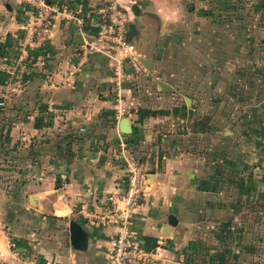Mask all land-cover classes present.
<instances>
[{"label": "crops", "instance_id": "obj_1", "mask_svg": "<svg viewBox=\"0 0 264 264\" xmlns=\"http://www.w3.org/2000/svg\"><path fill=\"white\" fill-rule=\"evenodd\" d=\"M103 1L60 4L92 35ZM117 1L147 70L125 65L119 102L113 59H81L73 19L57 15L50 38L30 37L33 11L0 0V71L19 56L18 109L35 121L25 136L42 140L46 160L42 177L16 190L0 179V264H112L118 222L107 198L128 172L120 138L147 175L131 224L150 264H248V240L236 234L248 233L237 218L249 201L264 200V97L248 98V88L264 91V0Z\"/></svg>", "mask_w": 264, "mask_h": 264}, {"label": "built area", "instance_id": "obj_2", "mask_svg": "<svg viewBox=\"0 0 264 264\" xmlns=\"http://www.w3.org/2000/svg\"><path fill=\"white\" fill-rule=\"evenodd\" d=\"M33 11V20L29 25L30 37L38 35L48 39L51 36L52 20L60 15L65 19H73L79 28L82 43L77 45V55L87 59L94 54H104L113 59V86L117 101H121V89L129 75L125 65L134 73L146 72L135 45L128 38V12L117 0H104L98 8V22L92 35L82 28L83 19L71 10L61 7L60 0H21ZM107 47L116 48L120 55L110 53ZM126 108L117 107L116 116H125ZM117 156L128 166L126 186L123 191L110 194L107 200L110 210L116 214L118 230L112 240V264H150L151 253L143 247L132 232L131 220L145 195L147 175L131 157L127 142L120 138ZM264 177V171L261 173ZM120 203V206L118 205ZM49 264V263H42Z\"/></svg>", "mask_w": 264, "mask_h": 264}, {"label": "rangeland", "instance_id": "obj_3", "mask_svg": "<svg viewBox=\"0 0 264 264\" xmlns=\"http://www.w3.org/2000/svg\"><path fill=\"white\" fill-rule=\"evenodd\" d=\"M254 12L256 11L249 9L248 16ZM248 29L255 31L251 22L248 24ZM15 44L18 45V41ZM18 57H15L13 67H16H14L13 72L0 71V179H7V182H12L7 184L11 190L18 189L19 184L23 182L22 179H40L43 175L44 166H46V160L38 150L42 140L32 137L28 139L25 136L28 125L33 126L35 121H28L24 117L26 114L20 113L18 109L24 104L22 101L27 100L26 96L21 100L24 92L22 88L25 84L24 78L20 75ZM34 72L32 70L29 74ZM251 76L255 78L253 75ZM261 94L264 97V91H261L260 88L254 86L248 88V98L250 96L253 98L261 97ZM260 107L262 114H264V105ZM263 171L264 163L259 166L258 173L262 180H264L261 174ZM237 219L238 225H248L247 235L243 233V230L236 234L238 241L248 240V264H264V200L251 199L248 203V217L242 215L238 216ZM237 264L244 263L239 262Z\"/></svg>", "mask_w": 264, "mask_h": 264}, {"label": "water", "instance_id": "obj_4", "mask_svg": "<svg viewBox=\"0 0 264 264\" xmlns=\"http://www.w3.org/2000/svg\"><path fill=\"white\" fill-rule=\"evenodd\" d=\"M174 36V35H173ZM75 38H77L76 40H75V43L77 44V45H79V44H81L82 43V39H81V35H80V33H77L76 35H75ZM127 38H128V35H127ZM79 39V40H78ZM160 49H158L157 51H159ZM141 62H142V64L145 66V59H143V58H141ZM159 85L163 88V90L165 91V90H167L166 89V86H167V84L166 83H164V82H162V81H159ZM121 123H122V125H123V127H122V135H126L127 133H129L130 131H129V129L127 128V127H125L126 126V123H128L127 122V119L126 118H123L122 119V121H121Z\"/></svg>", "mask_w": 264, "mask_h": 264}]
</instances>
